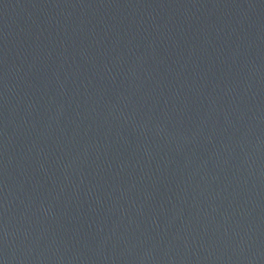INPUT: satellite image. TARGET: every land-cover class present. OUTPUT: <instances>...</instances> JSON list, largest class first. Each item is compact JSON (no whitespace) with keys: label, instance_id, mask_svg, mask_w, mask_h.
Instances as JSON below:
<instances>
[{"label":"water","instance_id":"95a60500","mask_svg":"<svg viewBox=\"0 0 264 264\" xmlns=\"http://www.w3.org/2000/svg\"><path fill=\"white\" fill-rule=\"evenodd\" d=\"M0 264H264V0H0Z\"/></svg>","mask_w":264,"mask_h":264}]
</instances>
